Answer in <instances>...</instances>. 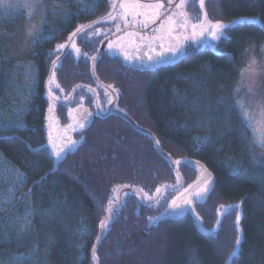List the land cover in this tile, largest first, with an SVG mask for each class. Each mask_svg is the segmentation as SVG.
<instances>
[{"label": "trees", "instance_id": "obj_1", "mask_svg": "<svg viewBox=\"0 0 264 264\" xmlns=\"http://www.w3.org/2000/svg\"><path fill=\"white\" fill-rule=\"evenodd\" d=\"M42 3L31 48L20 61L26 65L15 69L3 47L22 24L0 6V264H94L92 248L100 221L108 217L109 199L116 202L124 187L154 197L157 187L175 185L178 176L152 137L116 114L97 116L83 131L82 143L56 161L46 145L43 114L50 98L45 84L55 71L67 95L74 86L82 88L92 80V52L79 59L67 52L53 69L60 53L54 50L77 26L112 9L111 0H50L43 14ZM206 7L213 21L252 20L225 29L212 46L190 47L153 72L131 75L104 56L96 73L111 82L123 79L118 85L122 110L151 130L174 159L196 158L214 172V190L196 204L205 227L215 225L221 205L241 203L244 239L232 264H264V160L234 103L243 95L239 81L245 56L264 43V0H206ZM29 65L32 76L26 72ZM56 91L53 95L62 98ZM205 137L210 143L199 142ZM178 169L183 189L197 171L186 164ZM174 193L164 190L147 204L137 193L124 192L96 248L98 264H225L239 237L240 207L223 212L216 236H207L190 214L152 220Z\"/></svg>", "mask_w": 264, "mask_h": 264}, {"label": "flooded vegetation", "instance_id": "obj_2", "mask_svg": "<svg viewBox=\"0 0 264 264\" xmlns=\"http://www.w3.org/2000/svg\"><path fill=\"white\" fill-rule=\"evenodd\" d=\"M198 1L199 0H196L195 5L194 0H188L185 5L184 11L187 12L189 17V27L187 30L176 29V32L173 34V36H168L163 30H160V20H157L155 24H149L147 28H144L141 27L139 24L133 25L131 23V18L129 17V24L127 27H125L122 21H104L101 20V18L84 23L89 24L95 21H99V23L93 24L92 29H89L88 31L95 32L99 30L101 34L92 35L87 38H85L83 35H78L74 37V43L76 47L80 49L81 54L79 56H77L75 49L71 48L72 42H69V37L64 39L60 44H66V48L59 50L60 53L55 58V60L67 52L74 54L77 59L84 58L85 56L83 55V53H86L88 50L91 51L92 55L90 69L92 80H89V82L84 85L81 84L82 88L76 89V86H74L70 90V93L67 95L65 88L61 87L56 82L55 78V82L53 83L54 88H52V90H57L56 92L62 94V98L54 101V103L56 104V113L60 118L61 122L63 124L69 122V110L76 107L77 105H84L88 107V109L91 110L94 119H96L97 116L105 117L111 114H116L121 117L124 116H122L120 113L128 115L124 110H122L120 105L121 96L119 95L118 85H123V79L117 77L115 78L114 82H111V79L102 78L96 72L95 75L93 74L92 57H95V55L101 50L102 46L104 47V49L97 58L96 64L99 61L100 57L105 56L107 58V63L111 64L112 67H115L116 65L118 68H121L123 72H128L131 75L143 74L146 73V71L153 72L160 66L169 65L170 63H173L178 58L183 56L185 52L194 45L201 47L207 45L212 46L214 40H212L211 37H197L196 39L191 38L192 30L190 25L192 23H198V20L202 19V14L198 6ZM116 2L118 4L120 0H116ZM144 2H150V0H144ZM164 2L167 6V0H164ZM174 2L179 3V0H174ZM171 11L179 10L173 8L169 10V12ZM137 19L141 18L138 17ZM161 19H163V17ZM211 21L216 22L213 20ZM179 22L180 20L178 19V23ZM116 23H119L121 27V31L118 33L115 31ZM128 32H138L140 34L139 36L135 37V45H133L130 42L129 37H127L126 33ZM176 34H181L179 41L174 39V36ZM117 37L124 38L122 42V47L110 49L108 47L109 42H116ZM142 38H146L143 43H141ZM162 44L164 45V47H166L165 50H167L168 47H174L178 48L179 52L176 54L165 52V55L162 57V60H159V58H154L153 60L148 61L144 54L146 50L149 51L154 48L155 51H157L158 47L160 50H162ZM58 64H60V62ZM150 65H152V67L148 68L147 66ZM57 84L59 85V88L56 87ZM48 87V82H46L44 91L45 93L48 92ZM54 96H56V94ZM109 100H111V103L108 102ZM48 105H46L43 114V119L45 120L46 124H48L47 132L50 127V119L47 114ZM97 105H99V107ZM82 133L75 134L76 139H80ZM181 190V186L178 189L174 190L175 193L172 198L177 195ZM161 196L157 200H159ZM172 198H170V200Z\"/></svg>", "mask_w": 264, "mask_h": 264}, {"label": "snow or ice", "instance_id": "obj_3", "mask_svg": "<svg viewBox=\"0 0 264 264\" xmlns=\"http://www.w3.org/2000/svg\"><path fill=\"white\" fill-rule=\"evenodd\" d=\"M188 2V0H179V3H175L174 0H167V6L165 5L164 0H150V2H144V0H120V2L117 4L116 0H111V11H109L106 16L102 17L101 20L104 21H122L125 27L129 24V17L131 18V23L133 25L139 24L141 27L147 28L149 24H155L157 20H160V30H163L168 36H173V34L176 32V29L181 30H187L189 27V17L186 11H184L185 5ZM204 0H200V7L203 8ZM177 9L179 11H171L170 9ZM83 10H89V9H83ZM65 18L69 17V14L67 12L64 13ZM141 19H137V18ZM163 17V19H161ZM178 19L180 22L178 23ZM99 23V21H95L93 23L89 24H81L77 26L76 30L69 36L68 40L71 43V48L75 49V52L77 56H79L80 49L76 47L73 38L78 35H83L85 38L92 36V35H100V31L97 30L95 32L88 31L89 29H92L93 24ZM231 22L228 24H225L222 21H216L212 22L208 19L207 13L205 12L203 14V19H199L198 23H192L190 25L192 30V39H196L197 37H211L212 40L220 39L224 35V30L230 27ZM115 31L118 33L121 31V27L119 23H116L115 25ZM182 34V33H181ZM176 34L174 36V39L179 41L180 35ZM29 35H32V31H29ZM127 37H129L130 42L135 45L136 40L135 37L139 36L140 34L138 32H128L126 33ZM146 38L141 39V43L145 41ZM124 38L123 37H117L116 42H109L108 47L110 49L112 48H119L122 47V42ZM66 44H59L57 45V48L54 51H59L60 49H65ZM161 48L164 49V45H161ZM152 51H155V49H151ZM264 50V48H262ZM167 52L176 54L179 52L178 48L174 47H168ZM247 51V50H246ZM84 56H87V53H83ZM159 55L163 57L165 55V51L162 50ZM127 56V54H126ZM93 60H95V57H92ZM149 60L154 59V57L149 56ZM60 58L58 57L57 60L52 62L53 69H55L59 63ZM256 61L253 58L250 63L248 69L246 71H255ZM26 72L29 76H32V68L31 65H29L26 68ZM55 82V71L51 73L48 79V95L49 98L53 101L59 100V97H56L52 93L51 85ZM57 88H59V85H56ZM111 87V86H109ZM62 91V89H61ZM251 91V88L249 89ZM67 99V98H65ZM111 103V100L108 101ZM235 105L240 109V114L242 117V120L245 124V127L250 129L253 136H254V142L257 143L261 148H264V120L254 119L253 113L246 107L243 100H237L234 102ZM99 107V105H97ZM49 113H52L54 111V104L49 105L48 109ZM69 115H72V110H69ZM50 127L56 126L57 121L54 116L50 117ZM79 123V121H76ZM83 127V125H80ZM200 143H210V140L205 137L202 141H199ZM49 143H53V136L52 133H49ZM75 141L72 140H65L64 141V147L58 148L55 152V155L59 157L61 153L64 151L65 148L69 147L71 144H74ZM156 146H159V141H155ZM55 146V145H54ZM176 165L182 164L181 160H176L173 162ZM203 175L200 179H198L197 182H195L193 185H189L187 189L184 190L178 197L174 198L169 205L172 209H178L181 207V203H178V201H181L184 205H192L193 200L195 198L203 197L208 191H209V181L212 180V176L210 173H208L206 170H204L201 166ZM234 171H239L234 169ZM18 179H23V174L20 173L18 175ZM191 190V191H190ZM141 192H143V189H141ZM161 188H156V193L160 194ZM144 199L152 200L154 197L148 196L147 193H144ZM116 202L112 199H109L107 212H108V218L111 219L112 215L115 213V207L114 204ZM240 205L237 204L235 206L228 205L224 206L221 205V208L227 211L228 209H232L233 207H239ZM240 216L237 215L236 222L237 225L239 224ZM100 227L101 229H105L108 227L107 220H101L100 221ZM83 231V229H82ZM239 231V229H238ZM100 237H97V241H99ZM236 246L239 247L241 245V239L238 238L236 240ZM92 256L94 261H98V257L96 255V245H93L92 248Z\"/></svg>", "mask_w": 264, "mask_h": 264}, {"label": "water", "instance_id": "obj_4", "mask_svg": "<svg viewBox=\"0 0 264 264\" xmlns=\"http://www.w3.org/2000/svg\"><path fill=\"white\" fill-rule=\"evenodd\" d=\"M198 6H199V9H200L201 14H202V19H203V14L205 12L207 13V17L209 19L207 7H206V0H204L203 8L200 7V0L198 1ZM245 20H252V19L251 18H243V17L236 18V19L230 21L231 24H230L229 28H233L238 22H242ZM224 23L228 24L229 22H224ZM229 28H227V29H229ZM165 48L166 47H164V49H162V50H165ZM103 49H104V47L102 46L101 50L95 55L96 59L92 61V71H93L94 75L96 72V60L99 57V55L102 53ZM162 50H160L158 47L157 51H152V50L147 51L146 50V52L144 54H145L146 59L148 61H151L148 59L149 56H152L154 58H159V60H162L163 58L159 55V53ZM165 52H167V51L165 50ZM147 67L151 68L152 65L147 66ZM50 104H54V111L52 113H49V111H48ZM49 105L47 108V114L49 116V119L52 116H54L56 118L57 125L49 127V130L47 132L46 145L48 146L50 152L55 156L56 161L58 162L60 159L64 158L70 150L77 148L82 143L83 138L76 139L75 134L82 133L83 131L89 129L91 127V125L93 124L94 118H93V114H92L91 110L88 109V107H86L84 105H77L76 107L71 109L72 115H69V122L66 124H63L61 122L60 118L58 117L57 113H56V104L54 103V101L49 99ZM120 114L122 116H124L125 118H128L130 120V122H132V124L134 126H136V128H138L139 130H141L143 132L148 133L152 137L154 143L156 140H158L157 136L151 130L140 127L130 116L125 115L124 113H120ZM77 120L79 121V123L76 122ZM50 123H51V121H50ZM81 124L83 125V127L80 126ZM50 132L52 133V136H53V143H49V133ZM69 139L72 141H75V143L71 144L69 147L65 148L64 151L61 153V155L59 157H57L55 155L56 150L58 148L64 147V141L69 140ZM156 147L165 157H167L169 159L172 167L174 168V170L178 176V182L172 186H161L160 187L161 188L160 194L156 193V195L154 196V199H152V200L144 199V195L138 189H134V188H130V187H124L121 190H119L118 196H117V201L114 204V207L116 208V207L120 206V204L122 202V195L126 191H133V192L137 193L144 203L150 204V203H154L159 198V196L161 195V193L164 190H176V189H178L182 184V176H181V173L178 169V165L174 164L173 162L176 160H181L182 164L192 166L197 171V176H196L195 180L193 182H191L189 185H193L195 182L198 181V179H200L202 177L203 172H202L201 166L204 170H206L208 173L211 174L212 180L209 181V191L203 197L195 198L193 200L192 205H184L181 201H178V203H181L180 208H178V209L170 208L169 205L171 204L172 200L174 198L178 197L182 192H184V190L189 187V185H187L177 195H175L169 201L168 205L162 211H160L156 216H154L152 218V220L153 221H160V220H167V219H180V218H183L186 215L190 214L192 216V218L194 219L198 230L201 233H203L207 236H216L217 232L220 229V225L222 223V220H223V214L222 213L223 212L227 213L229 211V209L227 211L223 210V211L218 212V218L216 220V223L211 228H207L204 226V219L198 213V211L196 209V204L205 202L215 188L216 175L214 174V172L204 162H202L201 160L196 159V158L182 157V158L174 159L169 153H167V151H165L162 148L160 142H159V146H156ZM239 205H240L239 206L240 207V212H239L240 220H239V224H238V227H239V237L238 238L241 239V244H242L243 239H244V229L240 226V222L242 220V214L243 213H242L241 203H239ZM107 218H105L104 220H107V223H109L113 219V215H112L111 219H107ZM103 234H104V229H101V227H100V232L98 235V237H100V239H99V241L96 240V242H95L96 248H97L100 240L102 239ZM240 247H241V245L239 247L235 246L234 250L229 254L225 264H232L233 258L239 253ZM94 264H98V261H94Z\"/></svg>", "mask_w": 264, "mask_h": 264}, {"label": "rangeland", "instance_id": "obj_5", "mask_svg": "<svg viewBox=\"0 0 264 264\" xmlns=\"http://www.w3.org/2000/svg\"><path fill=\"white\" fill-rule=\"evenodd\" d=\"M18 2L20 3L21 8H23L22 16L25 17V23L23 22L24 19L22 21V18L19 17L20 6ZM41 3L43 4L42 13L44 14L46 7L50 4V0H0V6L8 8L5 12L13 14L8 16L14 17V21H18L20 19L19 22L22 24L21 29L17 34L18 37L16 36V33H12L10 37V39L12 38L11 40L6 41L5 44L2 42V44H4L3 49L5 50L7 57H13L10 59H13L12 61L14 62L15 66L14 69L17 65L19 68L25 67L26 65L25 61V63H21L20 61L21 58H23V55H25L23 52L24 49L29 50L31 48L29 47L31 37L29 35V31L35 30L37 28V26H34V24H38V6H40ZM41 20L42 18L40 17V22ZM262 48H264V43L260 44L257 50H255V48L248 50L247 55L245 56V58H247V62L245 67L242 69V74L239 81V88L243 93V95L241 94V100L244 101L246 107L253 113L254 119L259 120H264V50H262ZM253 58L256 61L254 66L255 71H246V69L249 67L250 61ZM13 73L16 75L17 72L13 70ZM21 73H25V71H21ZM25 76L26 75L24 74L22 75L20 78L21 81L22 78L25 80ZM17 85L19 86V84ZM250 88L251 91H249ZM18 110L19 107H16L15 111ZM256 145L259 158L264 160V148H261L257 143Z\"/></svg>", "mask_w": 264, "mask_h": 264}, {"label": "bare ground", "instance_id": "obj_6", "mask_svg": "<svg viewBox=\"0 0 264 264\" xmlns=\"http://www.w3.org/2000/svg\"><path fill=\"white\" fill-rule=\"evenodd\" d=\"M161 194H162V193H161ZM160 196H161V195H160ZM160 196H159V197H160Z\"/></svg>", "mask_w": 264, "mask_h": 264}]
</instances>
